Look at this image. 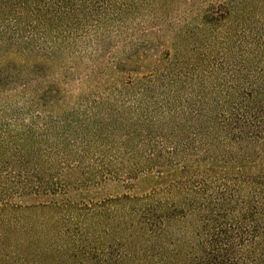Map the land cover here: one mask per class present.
<instances>
[{
  "label": "trees",
  "instance_id": "trees-1",
  "mask_svg": "<svg viewBox=\"0 0 264 264\" xmlns=\"http://www.w3.org/2000/svg\"><path fill=\"white\" fill-rule=\"evenodd\" d=\"M0 264H264V0H0Z\"/></svg>",
  "mask_w": 264,
  "mask_h": 264
}]
</instances>
